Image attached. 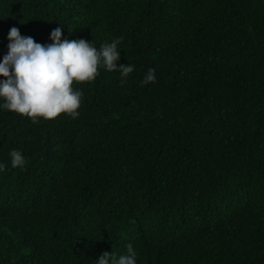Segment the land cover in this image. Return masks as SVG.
Returning a JSON list of instances; mask_svg holds the SVG:
<instances>
[{"label":"trees","instance_id":"16d2710c","mask_svg":"<svg viewBox=\"0 0 264 264\" xmlns=\"http://www.w3.org/2000/svg\"><path fill=\"white\" fill-rule=\"evenodd\" d=\"M59 23L134 71L74 81L76 119L0 111V264H264V0H0V59Z\"/></svg>","mask_w":264,"mask_h":264},{"label":"clouds","instance_id":"9594fccd","mask_svg":"<svg viewBox=\"0 0 264 264\" xmlns=\"http://www.w3.org/2000/svg\"><path fill=\"white\" fill-rule=\"evenodd\" d=\"M62 25L50 32L51 43L42 45L30 36H22L13 26L7 33V53L0 59V111L7 110L31 118L51 119L64 113L73 119L79 116L82 91L72 87L73 82H91L99 75L98 68L118 71L127 78L134 65L121 63V38L96 45L83 38L61 40ZM156 81L155 69L149 67L141 80L142 85ZM13 168H23L25 158L16 149L9 152ZM0 163V172L5 171ZM127 253L116 256L107 251L96 260L98 264H136L137 253L131 243Z\"/></svg>","mask_w":264,"mask_h":264}]
</instances>
